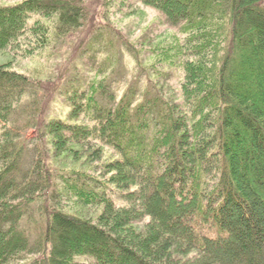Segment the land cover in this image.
I'll use <instances>...</instances> for the list:
<instances>
[{
  "label": "trees",
  "instance_id": "16d2710c",
  "mask_svg": "<svg viewBox=\"0 0 264 264\" xmlns=\"http://www.w3.org/2000/svg\"><path fill=\"white\" fill-rule=\"evenodd\" d=\"M0 53V264H264V0H6Z\"/></svg>",
  "mask_w": 264,
  "mask_h": 264
},
{
  "label": "rangeland",
  "instance_id": "374dc122",
  "mask_svg": "<svg viewBox=\"0 0 264 264\" xmlns=\"http://www.w3.org/2000/svg\"><path fill=\"white\" fill-rule=\"evenodd\" d=\"M0 2H6V0H0ZM112 11H113L111 13L112 20H114L117 24H121L122 28H126L127 26L126 24L133 20L134 15H131V14L128 15L129 12L126 13L127 11L124 9H121V10L115 9L114 7ZM152 16H153V12H151V14L150 13L147 14L145 12V14L142 15L143 24L146 25L148 21H150ZM11 57L10 55L7 56L6 54L0 53V63L5 62V61H11L14 58L13 59L14 63L12 64V66H17V69L25 71V72L33 68L35 65V61L32 58H24V57H12L11 58ZM125 72L126 71L122 72L121 75H123V73ZM128 76H130V73L128 74Z\"/></svg>",
  "mask_w": 264,
  "mask_h": 264
}]
</instances>
